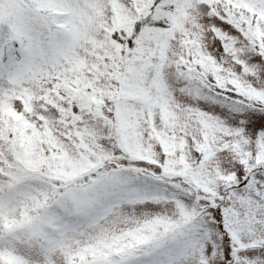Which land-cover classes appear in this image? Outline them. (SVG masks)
<instances>
[{
    "label": "snow or ice",
    "instance_id": "1",
    "mask_svg": "<svg viewBox=\"0 0 264 264\" xmlns=\"http://www.w3.org/2000/svg\"><path fill=\"white\" fill-rule=\"evenodd\" d=\"M0 264H264V0H0Z\"/></svg>",
    "mask_w": 264,
    "mask_h": 264
}]
</instances>
